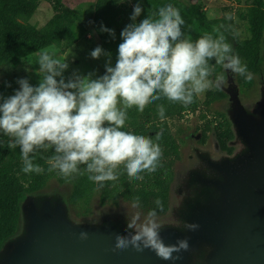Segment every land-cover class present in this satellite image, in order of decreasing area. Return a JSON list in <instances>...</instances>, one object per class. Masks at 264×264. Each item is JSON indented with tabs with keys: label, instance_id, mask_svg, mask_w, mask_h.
I'll list each match as a JSON object with an SVG mask.
<instances>
[{
	"label": "clouds",
	"instance_id": "obj_1",
	"mask_svg": "<svg viewBox=\"0 0 264 264\" xmlns=\"http://www.w3.org/2000/svg\"><path fill=\"white\" fill-rule=\"evenodd\" d=\"M117 4L131 0H115ZM140 0L133 6L131 23L120 33L115 63L112 53L101 46L90 52L92 59L105 57L104 73L91 71L82 74L70 68L68 59L60 60L47 50L38 53V84L28 78H19L14 94L0 93V132L10 140L9 149L19 147L26 174H43L45 169L35 163L38 153L53 151L48 172L57 171L64 178L88 173V178L101 187L107 181L119 178L123 165L128 177L142 180L140 173L155 172L162 158L159 143L162 133L155 138L124 131L128 110L145 107L160 100L194 103V97L224 83L223 75L213 77L215 65L252 79L246 64L233 53V47L223 34H205L195 41L183 31L185 20L178 8L167 4L157 12H144ZM115 39V31L103 25ZM91 36V34H90ZM214 61L215 63H211ZM11 87V84H7ZM161 119L165 108L158 105ZM156 209L141 220V214L126 213V235L115 234V250L133 248L136 252L153 251L162 260H175L189 250L188 238L166 244L161 236L162 225L157 220V209H164L160 199ZM132 207H140V197L133 198ZM177 227L196 231L197 223L177 222ZM89 234L81 232L79 238L87 240Z\"/></svg>",
	"mask_w": 264,
	"mask_h": 264
},
{
	"label": "water",
	"instance_id": "obj_2",
	"mask_svg": "<svg viewBox=\"0 0 264 264\" xmlns=\"http://www.w3.org/2000/svg\"><path fill=\"white\" fill-rule=\"evenodd\" d=\"M226 82V114L240 145L219 157L200 154L196 165L176 177V202L160 223L164 242L188 238V251L174 253L175 260L149 249L113 251L115 234H127L131 214L105 210L98 221L79 220L64 186L24 197L20 229L2 244L0 264H264V86L256 101L244 102L235 77L228 74ZM214 145L220 148L218 140ZM178 221L200 227L189 231ZM82 231L87 240L79 238Z\"/></svg>",
	"mask_w": 264,
	"mask_h": 264
},
{
	"label": "trees",
	"instance_id": "obj_3",
	"mask_svg": "<svg viewBox=\"0 0 264 264\" xmlns=\"http://www.w3.org/2000/svg\"><path fill=\"white\" fill-rule=\"evenodd\" d=\"M41 0H0V65L6 62H17L23 58L37 53L50 43L47 36L37 25L22 23L17 20H7L6 15H25L31 17L38 10ZM138 0H133L135 5ZM144 12L142 18L147 14L157 12L158 9L167 4H172L181 12L185 23L189 26V34L192 41L197 40L205 34L214 37L223 34L228 43L233 47V53L238 55L242 63L246 64L251 74L264 77V0H254L248 11L250 37L240 39L234 21L227 17L209 18L202 10L199 3L185 2L182 0H140ZM62 0H54L53 9L55 13L60 11ZM126 16V17H125ZM131 23L130 16L123 12L114 1L98 0L92 18L94 26L101 42L112 53L115 61L118 45L122 42L120 33L122 29ZM101 25L115 31V39L107 32H101ZM225 77L226 74L223 73ZM241 90H249L254 86L255 80L237 75ZM263 80V78H262ZM0 93H5V87L0 81ZM227 93L221 88L208 90L205 99L200 101L194 97V103L185 106L180 102L169 101L162 97L158 101L148 104L143 112L134 107L130 118L126 121L131 126L134 134L151 136L155 138L157 132L162 136L159 141L162 148V158L155 172L140 173L142 180L128 177L123 165L117 170L119 178L116 181H107L101 187L98 183L88 178L85 173L74 178H64L57 171L48 172V160L54 154L52 150L38 153L35 163L45 169L43 174L22 171L23 161L19 147L9 149L10 138L0 133V248L5 240L14 236L21 226V203L28 194L44 191L49 184L57 183L60 186H69L71 195L69 202L71 209L77 217L88 218L93 212L92 202L97 199L101 206L116 207L123 202L133 203V198L140 197V208L147 213L156 209L155 201L160 199L164 209H157L158 215L167 213L170 204L171 185L175 178V165L181 158L180 143L175 136L171 126L165 119L181 110H197L201 105L206 107L213 103L227 99ZM158 105L165 108L163 119L158 114ZM220 122L209 121L203 129V139L208 137V131H212L215 139L221 146L228 147L229 142L235 139L232 124L225 111L219 110ZM230 149H232L230 147ZM76 209V210H74ZM76 212V213H75Z\"/></svg>",
	"mask_w": 264,
	"mask_h": 264
},
{
	"label": "rangeland",
	"instance_id": "obj_4",
	"mask_svg": "<svg viewBox=\"0 0 264 264\" xmlns=\"http://www.w3.org/2000/svg\"><path fill=\"white\" fill-rule=\"evenodd\" d=\"M110 1L115 2V0ZM182 1L199 3L202 7V10L205 11L208 17L211 19L217 17H227L229 20H233L235 29L240 39L244 40L250 37L251 32L249 30L247 16L249 8L251 7L254 0ZM53 2L54 0H41L38 10L31 17L25 15L8 14L6 15V18L7 20L14 19L22 23L35 24L40 30L49 36L51 40L50 43L43 47L40 51L47 50L60 60L68 59L70 62V68L65 73L66 76L70 75L72 70H79L82 74H87L88 72L95 70L98 75H102L105 71L104 64L106 58L101 57L97 60L90 57V52L97 46H101L105 51H107L101 42L94 26L92 25L94 9L98 0H62L60 11L58 13L54 12ZM115 5L120 7L123 12H126L127 17L132 14L134 6L133 0H131V3L125 2L117 4L115 2ZM142 19V17H138L137 21L139 22V20ZM183 31L185 36L192 40L189 34V26L186 23L183 26ZM40 51L29 55L20 61L6 62L0 65V81L5 87V96L14 94V90L19 88V85L16 83L17 79L19 78H28L31 84H38L40 77L43 75L40 73L37 63L38 53ZM114 63L115 61L113 60V64ZM211 63L214 64L215 62L212 61ZM223 73H226V70L221 65H215L214 74L211 78L214 79L216 76L223 75ZM230 74L231 76H234L238 82L237 74H233L232 72H230ZM252 76L255 80L254 86L249 90H241V95L244 102H253L260 97L262 78L258 74H252ZM224 81L225 84H227L226 76L224 77ZM7 84H11V87H7ZM207 92L208 91L200 94L197 96V98L200 101H203ZM219 103L220 102L213 103L209 107L201 105L197 110H181L178 108L176 113L165 118L180 143L182 159H185L187 153V143L184 139L185 135L191 133L192 131H202L205 128L206 123L209 121H215L216 123L220 122L221 117L217 113V111L221 109ZM134 107L128 110L129 118ZM123 130L131 132V126L126 123ZM211 134L212 131H208L209 141ZM55 187L62 188L64 186H60L57 183H51L46 190H50ZM66 187L68 188V191L71 190L69 186ZM92 207L93 212L88 218H84L83 216L77 217L74 215L73 211L72 214L79 220H94L97 216L98 209H117L116 212L125 209L131 214L132 212H139L142 217L147 215V212L140 207L138 209H134L132 207V203L127 202H123L116 207L110 205L101 206L97 199H94L92 202Z\"/></svg>",
	"mask_w": 264,
	"mask_h": 264
},
{
	"label": "flooded vegetation",
	"instance_id": "obj_5",
	"mask_svg": "<svg viewBox=\"0 0 264 264\" xmlns=\"http://www.w3.org/2000/svg\"><path fill=\"white\" fill-rule=\"evenodd\" d=\"M225 74H226V80H227L228 74L231 75L230 71L226 70ZM262 78H263V80L261 81V83H262V87H263L264 86V77H262ZM222 85H226L225 81ZM222 85H221V87H222ZM228 104H229V102H228V97H227V99H225L219 103L221 110L226 112ZM198 133H201L200 137H198V135H199ZM184 139L187 143V153H186L185 159H182V157H181L176 162L175 178L181 176L188 168L196 165L200 161V154L212 152L215 157H219L221 155L231 154L240 145L239 143H234V139H232V140H230L228 147H223L220 144V148L216 149L215 145H214L215 140H216L214 133L212 132L210 141H209L208 137L206 138L205 141H202L203 130L199 131V132L192 131L191 133L185 135ZM230 147L232 149H230ZM175 178H174V180H175ZM174 185L175 184L173 182L171 187L172 186L174 187ZM176 199H177L176 193L174 192V190L170 191V204L169 205L174 204L176 202ZM120 207H122V206H120ZM107 210L116 211L117 209H107ZM103 211H105V210L98 209L97 216L95 217V219L93 221H98L100 218V214ZM132 214H134V213L132 212ZM143 218L144 217L141 216V220H143ZM166 219H167V213L164 215L157 216V220L159 223H163L164 221H166Z\"/></svg>",
	"mask_w": 264,
	"mask_h": 264
}]
</instances>
